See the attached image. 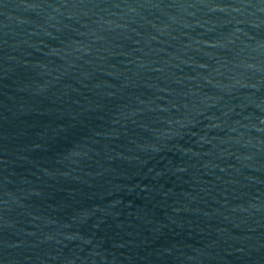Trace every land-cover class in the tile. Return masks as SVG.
I'll use <instances>...</instances> for the list:
<instances>
[{
    "label": "water",
    "instance_id": "95a60500",
    "mask_svg": "<svg viewBox=\"0 0 264 264\" xmlns=\"http://www.w3.org/2000/svg\"><path fill=\"white\" fill-rule=\"evenodd\" d=\"M0 264H264V0H0Z\"/></svg>",
    "mask_w": 264,
    "mask_h": 264
}]
</instances>
